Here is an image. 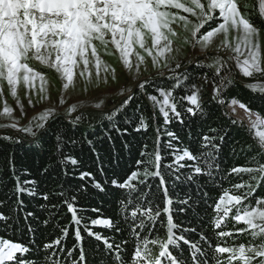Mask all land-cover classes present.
<instances>
[{
    "label": "snow or ice",
    "instance_id": "1",
    "mask_svg": "<svg viewBox=\"0 0 264 264\" xmlns=\"http://www.w3.org/2000/svg\"><path fill=\"white\" fill-rule=\"evenodd\" d=\"M172 9L180 10L189 15H179L171 11ZM217 11L222 22L206 33L201 34L200 29L207 22L217 18ZM259 14L261 17H264V0H259ZM189 17H194L195 20ZM173 25H178L185 32H189L192 47L199 46L201 51H207L211 47L214 37L223 35L224 39L217 48V52L223 50L228 54L223 57L216 56L213 64L209 65V67L216 68L213 76V99H218L223 91V87H227L233 83L229 62L234 61L235 66L239 68L245 77H252L254 74L264 77V49H262L259 42L260 29L250 19L241 14L238 0H0V95H2V83L6 81L11 89V95L17 100L18 106L23 111V105L19 101L17 91L21 81L31 90L35 87V81L39 80L41 82L40 91L46 92V78L44 74L36 71L29 65L28 61L30 59H35L40 64L60 74L61 79L66 81L63 84V89L66 92L69 87H74L75 69L81 64L83 65V69L80 72V76L87 83H91L90 52L94 58V67L96 68V75L99 80L103 62L97 52L94 41L100 42L105 47L109 44L114 46L115 50L120 54L126 70L131 72L135 66L138 76L140 65L145 63V60L139 53H135L136 46L153 58L154 66L159 63L160 58L167 61L166 53L173 51L172 38L178 35ZM189 25H191V28H189ZM232 32L236 34L234 44L229 40V35ZM146 36L150 37V47L147 46ZM188 42L186 37L185 43ZM134 53L136 55L135 65L131 59ZM163 67H168L167 62H165ZM179 67L181 65L177 63L176 68ZM108 71L109 68L105 65L104 72L107 73ZM111 71L113 79H115V70L112 69ZM164 74V72L159 73V75ZM217 78L219 79L217 80ZM184 79L187 80L189 78L185 77ZM147 84L148 80L145 79L138 81L134 86L147 93ZM180 86L179 82H177L172 86V89L174 90ZM249 87L253 91L258 90L262 94V99H264V85L254 84L249 85ZM157 90L164 97L160 112L163 114L165 122L171 119L169 111L165 110V106H169L171 112L179 118L181 113L177 111V105L175 103L169 105L172 91H165L159 88ZM124 91L128 92V97L122 101L120 108L125 107L129 103L133 94L132 87L124 86ZM120 94L122 95L123 91ZM48 98L47 95L41 97L42 100ZM148 99L154 104L158 103L157 96L155 95L149 94ZM185 99L190 101L199 110L201 116L205 115L200 101L199 89L193 91ZM65 102V99L61 98L60 104L63 105ZM218 102L221 105L225 103L223 99H218ZM29 104L32 105L31 98H29ZM230 104L233 113L236 111V106L244 110L249 121V131L252 132L254 130V138L257 141L259 149L257 156L254 158L256 160L255 166L233 168L232 172L251 174V180L256 181L258 186L260 182L264 181V115L261 114L260 110H253L235 98L231 99ZM102 105L103 100L96 103L95 108L100 109ZM76 109L77 105L74 104L69 107L68 113L75 112ZM54 111V109L49 108L41 113L38 119L33 117V119L37 120L35 127L39 131V135L28 126L19 129V131L27 132L33 137L29 143L35 145V147H30L29 151L37 157L43 156L46 153L50 154L54 149L60 156H63L64 153L60 151L61 146H66L67 141H71L73 144L76 143L73 139L74 133L72 129L66 125H59L55 118L47 122L49 116H53ZM116 111H119V109L114 110L113 115L116 114ZM12 112L13 109L5 101L3 113H0V115L11 116ZM187 112L193 115L197 114L192 107H189ZM208 118L211 119L210 114H208ZM79 119L77 118L73 123H78ZM108 119L111 120L112 116H108ZM231 122L232 124L238 123L235 119ZM139 124L140 128L147 129L148 127L143 117H141ZM17 126L16 123H13L4 127L17 128ZM209 130L210 132L217 133V135H204L202 143L195 153L187 148L177 152L175 156L177 170L189 168L197 179H202L205 175L212 177V169L214 167L218 168V165L214 164V161L217 158L220 147L214 141L219 139L223 143L229 133L225 128H210ZM167 135L173 139H179L176 133L169 132ZM4 139L9 138L4 137ZM88 144L92 145V141L89 140ZM168 147L171 148L172 145L169 144ZM201 148L205 150L202 151ZM89 151H95V146H92ZM154 159L157 162L155 164L156 170H150L146 166L143 173L133 171L123 182H118L116 179L110 181L118 189L129 190L126 197L127 202L125 200L120 201L122 205L121 212H127L128 206L134 205V210L131 211V223L127 219L124 221L125 224H128L129 231L146 228L144 217H147L148 222L151 223L161 215V209L158 206L154 207L153 201L148 199L151 195L150 186L149 192H144L143 189L132 183V181H138L139 185L148 186L149 178L155 179L156 177H160V185L166 184L163 174L159 170L161 167L159 163L161 161L160 155L157 153ZM201 160H203L207 171L205 167L201 166ZM181 161H194L196 163L182 164L180 163ZM77 162L76 159L71 160L73 165L77 164ZM168 167L171 168L172 165ZM44 172L48 173L49 169L45 168ZM91 175L90 172H82L80 179L83 180L85 177ZM194 175H186L184 179L192 181ZM141 176H143L142 179H140ZM176 179L180 180V176H177ZM108 183V181L101 183L93 179L92 187L97 190L96 195H107ZM234 187L240 189L245 187V185L237 184ZM247 187L248 191L243 194L229 195L225 191L224 195L220 197L219 201L215 204L217 218L214 219L213 223L216 228L221 227L223 217H227L231 211L227 207V204H231L233 207L241 205L255 191L254 185L248 184ZM15 191L17 194L22 192H27L32 196L37 194L35 190L25 189L19 183ZM163 191L166 197V206L163 208V213L168 214L166 239L161 240L159 237L145 239L141 237L137 240L134 253L129 261L121 254L120 244L109 242L106 237L87 228L84 229L87 232V237H85L81 234V230L77 229L74 235L76 247L79 249V260L77 261L73 258L72 264H99L98 261L88 258V251L86 249L91 248L92 251H95V244L91 240L92 237L95 238L96 242H103L101 254L104 251L110 254L113 249L116 250L117 255L114 258H110L108 264H162V258H168L169 264H209L208 259H203V257L208 256L207 252L198 244L188 240L183 234L177 236L173 231L178 227L173 222V216L171 215L172 208L170 206L173 205V200L167 198L168 189L166 187ZM50 195L45 194L43 199L50 200ZM56 195L64 198L67 210L72 214V222L79 225L81 218L77 215V209L73 206L76 197L69 198L65 196L63 191ZM145 200H147V203H142ZM17 203L18 205H22L23 201L18 200ZM180 203L188 206L187 208L179 209L180 211H186L189 208L194 209L191 197L181 200ZM256 205L250 208H237L236 214L233 217L235 221L242 222L247 226V229L242 228L239 231L250 232L252 240L249 242V245L245 246L241 244L238 248L216 246L214 249V253L216 254H230L227 264H232L234 259H238L242 264H264V199H257ZM51 206L53 209H58L59 207L55 203ZM41 207L46 208L45 205H41ZM221 211L223 212V217L219 215ZM33 217L34 214L32 212H29L24 217V227H26L29 233H34L36 227H38V225L34 227L30 221L29 218ZM137 219H139V223H136ZM42 223L48 225L49 221L43 220ZM91 223L96 225L103 224L114 227L115 231H123V228L115 222V219H96L92 220ZM14 225L17 228L19 227L12 216L0 213V226L8 229L13 228ZM191 231H195V229H191ZM61 232L64 236L68 235L66 228H62ZM217 235L218 237H224L230 236L231 233L220 231ZM204 239L207 240L206 237ZM181 242L187 246L190 253L187 258L174 255L173 251L170 250V246L179 248ZM29 243H34V241H29ZM60 243V239H56L51 243L43 244L42 247L45 250H49L55 248ZM122 243L127 242L122 241ZM149 244L159 247L158 254L153 255ZM30 251L32 249L28 246L0 238V264H8V262H13V264H32L31 261L23 258V254L30 253ZM17 253L21 254V256H17ZM51 256L52 259L46 261V264H60V261L56 259L55 252L51 253ZM212 259H215L216 264H224L218 256H214Z\"/></svg>",
    "mask_w": 264,
    "mask_h": 264
},
{
    "label": "trees",
    "instance_id": "2",
    "mask_svg": "<svg viewBox=\"0 0 264 264\" xmlns=\"http://www.w3.org/2000/svg\"><path fill=\"white\" fill-rule=\"evenodd\" d=\"M249 19L264 31V21L257 10H252ZM215 72L206 64H196L186 72L149 81L146 85L147 93L141 89L136 90L129 103L116 111L115 115L113 112L103 114L87 111L70 120L64 117L59 118L56 120L57 123L72 129L73 139L76 141L75 144L67 141L66 146H61L60 151L64 153L63 156H60L54 149L50 154L46 153L37 157L29 151V148L35 145L15 137L14 134H0V213L12 216L19 225L18 228L14 225L13 228L8 229L0 226V238L30 247L32 251L23 254V258L31 261L32 264H46V261L52 259L51 253L53 252L60 264H72L73 258L79 260L75 231L80 229L81 234L87 237V232L84 231L87 228L106 237L109 242L120 244L121 254L130 261L135 244L141 237L166 239L168 214L163 213V208L166 206L163 189L166 187L168 189L167 198L173 200V205L170 206L173 222L178 225L173 230L175 234L177 236L183 234L188 240L198 244L208 253V256L203 259H208L209 264H216L215 259H212L214 256H218L224 264H227L230 254H216L214 249L216 246L235 248L241 244L249 245L252 240L250 232L239 231L242 228L247 229V226L235 221L233 217L237 208L255 207L257 199H264V181L257 186V182L251 180V174L232 172L233 168L255 166L254 158L259 149L253 133L246 125L241 122L232 124L231 121L235 118L226 111L224 105L235 98L253 110H260L264 115V99L259 91H253L242 81L232 78V84L227 87L221 86L223 91L218 99L225 101L223 105L218 102V99H213L208 92L202 94L201 105L205 115L201 116L199 110L185 97L191 95L196 90L195 87L204 80H211L214 83ZM185 77L189 79L186 80ZM177 82L181 86L173 90L172 86ZM158 88L172 91L169 105L172 103L177 105V111L181 113L179 118L171 112L169 106H165V110L169 111L171 117L168 122H165L160 112L164 97L161 96ZM149 94L157 96L158 103L154 104L149 100ZM189 107H192L197 114L188 113ZM208 114L211 115V119L208 118ZM108 116H112V119L109 120ZM141 117L145 119L147 129L140 128ZM77 118H80L79 122L74 124L73 121ZM210 128H225L229 133L223 143L219 139L214 141L220 147L214 161L218 168L212 169V177L205 175L202 179H197L189 168L177 170L175 160L177 152L187 148L195 153L204 135H217V133L210 132ZM169 132L176 133L179 139H173L167 135ZM4 137L9 139H4ZM89 140L92 141V145L88 144ZM169 144L172 145L171 148L168 147ZM92 146H95V151H89ZM201 150L205 149L201 148ZM157 153L161 157L159 170L166 184L160 185V177L149 178L148 186L139 185L138 181H132V183L144 192H149L150 186L151 195L148 199L153 201L154 207L158 206L161 209V215L151 223L148 222L147 217H144L146 228L129 231L128 224L124 221L127 219L131 223V211L134 210V205H129L127 212L120 211L122 207L120 201L127 202L126 197L129 190L118 189L110 181L116 179L118 182H123L133 171L143 173L146 166L150 170H156L157 162L154 157ZM72 159H76L77 164L73 165ZM180 163L194 164L196 162L181 161ZM200 163L207 171L203 160ZM169 165L172 167L169 168ZM45 168L49 169L48 173L44 172ZM82 172H90L92 175L81 180ZM186 175H194V179L186 181L184 179ZM177 176H180V180L176 179ZM142 178L143 176L140 177ZM93 179L101 183L109 182L107 195H96L97 190L92 187ZM18 183L25 189L35 190L37 194L35 196L27 192L17 194L15 189ZM237 184H244L245 187L236 189L234 185ZM248 184L254 185L255 191L241 205L233 207L227 204L231 211L227 217H223L222 211L219 213L223 219L221 227L216 228L213 223L217 218L215 204L220 197L225 191L229 195L243 194L248 191ZM61 191L69 198L76 197L73 206L81 218L79 225L72 222V214L68 212L64 198L56 195ZM45 194H51L50 200L43 199ZM189 197L194 203V209L180 211L179 209L188 207L180 201ZM18 200L23 201V204L18 205ZM53 203L59 205L58 209L52 208ZM142 203H147V200ZM41 205H45L46 208ZM29 212L34 214L33 218H29L33 226L38 225L34 233H29L24 227V217ZM96 219H115L123 231H115L114 227L103 224H92L91 221ZM43 220H48L49 224H43ZM136 223H139V219ZM62 228L67 229V236L61 232ZM220 231L230 232L231 235L218 237L217 233ZM56 239H60L59 245L53 249H43V244L51 243ZM91 240L95 244V251L91 248L86 249L90 260H96L99 264H108L109 259L117 255L115 249L110 254L107 251L101 254L103 242H96L94 237ZM29 241H34V243L30 244ZM122 241L127 243H122ZM149 247L152 248L153 255L158 254V246L149 244ZM170 250L174 255L185 258L190 255L187 246L182 242L179 248L170 246ZM17 256L21 254L17 253ZM8 264H13V262H8ZM162 264H169L168 258H162ZM232 264H242V262L234 259Z\"/></svg>",
    "mask_w": 264,
    "mask_h": 264
},
{
    "label": "rangeland",
    "instance_id": "3",
    "mask_svg": "<svg viewBox=\"0 0 264 264\" xmlns=\"http://www.w3.org/2000/svg\"><path fill=\"white\" fill-rule=\"evenodd\" d=\"M238 7L240 8L241 14L249 19V15L252 13L253 9L259 12V0H238ZM171 11L176 12L179 15H189L177 9H172ZM216 17L217 18L215 20L207 22L200 29L201 34L206 33L208 30L216 27L218 23L222 22V19L219 18L218 11L216 13ZM189 18L195 20L194 17ZM262 19L264 21V17H262ZM173 27L177 31L178 35L172 38L173 51L166 53L167 61H165L163 58H160L159 63L154 66L153 58L150 57L147 52L136 46L135 53H139V55L143 56L145 60V63L140 65L138 76L136 74L135 66L131 72L126 70L120 58V54L115 50L114 46L109 44L107 47H105L98 41H94V43L103 62L101 65L99 80L97 79L96 68L94 67V58L89 52V60L91 62L90 70L92 72L91 83H87L86 80L80 76V72L83 69V65L81 64L75 69L76 75L74 87H69L66 92L63 89V84L66 81L61 79L60 74H58L53 69L40 64L35 59H30L28 61L29 65L36 71L44 74L46 78V92L40 91L41 82L39 80L35 81V87L31 90L21 81L17 91L19 101L23 105L22 111L17 104V100L11 95V89L9 85L6 81H4L2 83V95H0V113H3L5 101L7 102L8 106L13 109V112L11 116L0 115V134H14L15 137L29 142L33 139V137L27 132L19 131V129L28 126L31 127L33 131H36L37 135H39V131L35 127L37 120L33 119V117L38 119L39 115L49 108H52L55 111L53 116H49L47 122H50L53 118L58 120L61 117L70 120L75 116L87 111H96L103 114L111 113L116 109H121L120 105L122 101L128 97V92L124 91V86L132 87L133 93H135L136 90L139 89L138 87L134 86L138 81H143L145 79H147L148 82L156 81L172 74H177L184 71L186 72L196 64H206L209 66L213 64L214 58L216 56L223 57L228 54L223 50L217 52V48L224 39L223 35H217L214 37V42L212 43L211 47H209L207 51H201L199 46L195 48L192 47L191 36L189 32H185L183 28L178 25H173ZM189 28H191V25H189ZM235 35V32H232L229 35V40L233 44L235 43ZM186 37L189 41L188 43H185ZM146 41L147 46L150 47L151 40L149 36H146ZM259 42L262 49H264V31L261 29L259 31ZM135 53L131 57L134 65L136 63ZM165 62H167V68L163 67ZM177 63H179L181 67L176 68ZM105 65H107L109 68L107 73L104 72ZM229 67L231 68L230 74L232 78L242 81L249 89H251L249 85H264V77H261L258 74H254L252 77H245L240 72L239 68L235 66L234 61L229 62ZM211 68L216 71L215 67ZM112 69L115 70V79H113L112 76ZM160 72H164L165 74L159 75ZM213 88L214 83L211 80H204L198 86H196L195 89H199L200 101L203 100L202 94L205 92H208L211 96H214ZM122 91L123 94L121 95L120 93ZM45 95H47L49 98L42 100L41 97ZM29 98L32 100V105L29 104ZM61 98H64L66 101L63 105L60 104ZM101 100H103L102 107L100 109L95 108V104L99 103ZM74 104L77 105V109L75 112L69 114L68 109ZM224 106L226 111L232 117H234L238 122L246 125L248 128L249 121L243 109H240L238 106H236V111L233 113L230 102ZM13 123L18 125L17 128L4 127ZM252 133L254 137V130Z\"/></svg>",
    "mask_w": 264,
    "mask_h": 264
},
{
    "label": "bare ground",
    "instance_id": "4",
    "mask_svg": "<svg viewBox=\"0 0 264 264\" xmlns=\"http://www.w3.org/2000/svg\"><path fill=\"white\" fill-rule=\"evenodd\" d=\"M239 110V109H238ZM241 116V115H240Z\"/></svg>",
    "mask_w": 264,
    "mask_h": 264
}]
</instances>
